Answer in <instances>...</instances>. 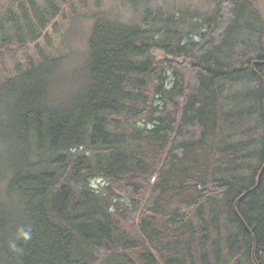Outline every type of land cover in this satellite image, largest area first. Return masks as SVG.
Instances as JSON below:
<instances>
[{"label":"trees","instance_id":"1","mask_svg":"<svg viewBox=\"0 0 264 264\" xmlns=\"http://www.w3.org/2000/svg\"><path fill=\"white\" fill-rule=\"evenodd\" d=\"M95 2L82 53L55 54L75 0H0V58L35 51L0 79V264H264L254 0Z\"/></svg>","mask_w":264,"mask_h":264},{"label":"rangeland","instance_id":"2","mask_svg":"<svg viewBox=\"0 0 264 264\" xmlns=\"http://www.w3.org/2000/svg\"><path fill=\"white\" fill-rule=\"evenodd\" d=\"M120 0H100L99 7L111 12L112 16L126 20L134 18V10L144 11L149 5L155 3L163 6L167 5L177 9L196 8L200 11L207 10L211 5V0H130L120 4ZM256 6L264 17V0H254ZM78 15H74V23L69 27V18L64 21L56 17L53 22L57 23V31L54 27H48L51 43L48 45L46 40L40 39L39 42L55 54H61L74 50L75 53H82L86 47L88 27L92 21V13L97 9L95 0H87V6L75 0ZM170 7V8H171ZM71 28V30L69 29ZM34 45L28 44L26 47L13 46L9 51L4 52L0 58V79L14 73V63L23 62L26 54L34 55ZM1 153V152H0Z\"/></svg>","mask_w":264,"mask_h":264},{"label":"clouds","instance_id":"3","mask_svg":"<svg viewBox=\"0 0 264 264\" xmlns=\"http://www.w3.org/2000/svg\"><path fill=\"white\" fill-rule=\"evenodd\" d=\"M25 238H27V235L25 234Z\"/></svg>","mask_w":264,"mask_h":264},{"label":"bare ground","instance_id":"4","mask_svg":"<svg viewBox=\"0 0 264 264\" xmlns=\"http://www.w3.org/2000/svg\"><path fill=\"white\" fill-rule=\"evenodd\" d=\"M221 188V187H220ZM204 225V224H203Z\"/></svg>","mask_w":264,"mask_h":264}]
</instances>
